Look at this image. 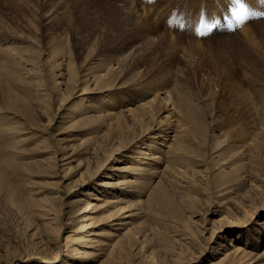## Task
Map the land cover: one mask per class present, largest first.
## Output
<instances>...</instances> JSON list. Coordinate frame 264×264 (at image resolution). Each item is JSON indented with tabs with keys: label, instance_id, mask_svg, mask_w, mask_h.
<instances>
[{
	"label": "rangeland",
	"instance_id": "374dc122",
	"mask_svg": "<svg viewBox=\"0 0 264 264\" xmlns=\"http://www.w3.org/2000/svg\"><path fill=\"white\" fill-rule=\"evenodd\" d=\"M127 1L166 36L114 0H0V264H98L112 228L102 264H264V19L191 39L166 13L222 0Z\"/></svg>",
	"mask_w": 264,
	"mask_h": 264
},
{
	"label": "bare ground",
	"instance_id": "6f19581e",
	"mask_svg": "<svg viewBox=\"0 0 264 264\" xmlns=\"http://www.w3.org/2000/svg\"><path fill=\"white\" fill-rule=\"evenodd\" d=\"M115 2H120V4H122V5H126L127 7H128V9L130 10V12L131 11H133V12H136V14L139 16V19H140V24H141V26L142 27H144L143 25H145V27L147 28V30L148 31H150L151 32V34H153V33H155V34H158V35H160L159 36V38L160 39H163V37H165L166 35H165V33L164 32H161V30H160V32H156V30L158 29L159 30V28H157L154 24H153V22L151 21V18H150V13L149 12H145L144 11V6L143 7H137L133 2H129V1H127V0H114ZM140 1V0H139ZM170 1V0H169ZM167 2V1H166ZM173 5V4H172ZM169 8V7H168ZM123 10V9H122ZM121 10V11H122ZM160 10V9H159ZM165 10H167L168 11V9H165ZM140 11V13H138ZM161 11V10H160ZM166 11V12H167ZM128 12V11H127ZM129 12V13H130ZM124 13H125V11H124ZM163 15V14H162ZM165 15V14H164ZM137 17V16H136ZM156 23V22H155ZM245 31V30H244ZM250 32H252L251 31V29L250 30H248V31H246V32H243V35H249L250 34ZM178 36V35H177ZM173 37H174V39H175V36H170V39L172 40L173 39ZM153 38V37H152ZM154 39V38H153ZM153 41V40H152ZM173 41H175V40H173ZM155 43V42H154ZM162 43V42H161ZM190 45H198V46H201L202 44L201 43H192V42H188ZM187 44V43H186ZM188 44V45H189ZM157 45V44H156ZM159 47V46H158ZM263 63H264V51H263ZM164 106H166V102H165V104H164ZM199 111V110H198ZM191 115H193V114H191ZM191 121H194V120H192V119H190ZM157 124L158 125H162V123H160V121H158L157 122ZM163 126H159V127H157L156 129H159V130H161V131H163V129H161ZM155 129V130H156ZM151 131H154V130H151ZM172 152V151H171ZM169 153H170V151H169ZM175 153H177V152H175ZM154 154V153H153ZM174 153H172V155H173ZM176 156H178V155H176ZM172 157V156H171ZM171 157H170V159H171ZM176 157H174L173 156V159H175ZM178 158V157H177ZM179 159V158H178ZM172 160V159H171ZM157 193L159 194V195H157L156 194V196H155V198L156 199H158V200H162V198H163V196H164V193H165V191L162 189V188H160L158 191H157ZM160 198V199H159ZM108 203H110V202H108V199H105L104 201H102V202H100V203H95V204H91L90 205V202H85L84 204H83V206H82V210H79V214H77L78 215V219H75V220H77V221H83L84 219H86L87 218V215L88 214H86V211H89V209H92V213H95V212H100L101 214H103L104 212H105V210H103V209H105L106 207H108L109 206V204ZM117 211H115L113 214H111V212H110V214H108L109 216H106L105 218H107V217H111L112 216V218H111V220H112V222H116V217H117V213H116ZM104 218V217H103ZM103 218L101 217V218H99L98 220L101 222V219L103 220ZM97 220V221H98ZM81 221V222H82ZM95 222V221H94ZM93 222V223H94ZM122 223V222H121ZM122 224H124V222L122 223ZM122 224H118V225H122ZM99 225V224H98ZM113 225L114 224H112L111 226L113 227ZM117 225V224H116ZM117 229H120V228H112L110 231H107V232H104V234H105V236H104V238L102 237V238H99V239H97V240H92V239H89V240H87L88 241V245H89V247H92V249L91 250H89V251H84V252H82L85 256H87V257H89V258H95V259H97L96 261H98V264H102L104 261L106 262V260H109V259H112V257H111V255H110V253L109 252H107L108 251V249L109 248H111L112 247V249H111V251L115 248V247H117V248H119L117 245L116 246H114L117 242H114V243H112L111 241H110V238L109 237H114V235H116L117 234ZM257 230H259V229H257ZM101 235V234H100ZM93 239H95V238H93ZM120 241V240H119ZM110 242V243H109ZM118 244H121V242H119ZM121 246V245H120ZM120 249V248H119ZM239 250H238V248H236V249H234L233 250V252L232 253H226L225 254V256H224V258L227 260V262L229 263H233V262H235V261H237V260H239V259H243V258H248L249 257V255H250V253H248V252H246L245 250H242L241 252H238ZM238 253V254H237ZM253 258V256L252 257H250V259H252Z\"/></svg>",
	"mask_w": 264,
	"mask_h": 264
},
{
	"label": "snow or ice",
	"instance_id": "6c2138e0",
	"mask_svg": "<svg viewBox=\"0 0 264 264\" xmlns=\"http://www.w3.org/2000/svg\"><path fill=\"white\" fill-rule=\"evenodd\" d=\"M237 2H239V0H237ZM201 23L203 24V21ZM208 27L211 28V27H214V25L213 24H209Z\"/></svg>",
	"mask_w": 264,
	"mask_h": 264
}]
</instances>
